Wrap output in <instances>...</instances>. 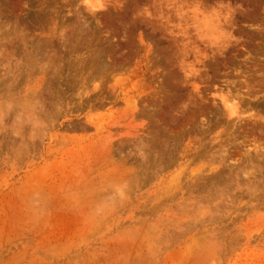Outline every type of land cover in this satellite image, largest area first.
Listing matches in <instances>:
<instances>
[{
	"label": "rangeland",
	"instance_id": "1",
	"mask_svg": "<svg viewBox=\"0 0 264 264\" xmlns=\"http://www.w3.org/2000/svg\"><path fill=\"white\" fill-rule=\"evenodd\" d=\"M0 264H264V0H0Z\"/></svg>",
	"mask_w": 264,
	"mask_h": 264
},
{
	"label": "clouds",
	"instance_id": "2",
	"mask_svg": "<svg viewBox=\"0 0 264 264\" xmlns=\"http://www.w3.org/2000/svg\"><path fill=\"white\" fill-rule=\"evenodd\" d=\"M116 192L119 196H121V198H123L126 194L123 190L122 187H117L116 188ZM108 207H110L106 202H102L101 205H99L96 209V211L99 213V212H103L105 209H107Z\"/></svg>",
	"mask_w": 264,
	"mask_h": 264
},
{
	"label": "bare ground",
	"instance_id": "3",
	"mask_svg": "<svg viewBox=\"0 0 264 264\" xmlns=\"http://www.w3.org/2000/svg\"><path fill=\"white\" fill-rule=\"evenodd\" d=\"M228 99H230V98L228 97ZM228 99H227V100H228ZM231 99H232V100H234V99H235V97H231Z\"/></svg>",
	"mask_w": 264,
	"mask_h": 264
}]
</instances>
